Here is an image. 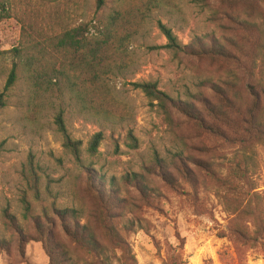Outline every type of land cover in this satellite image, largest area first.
I'll list each match as a JSON object with an SVG mask.
<instances>
[{"label": "rangeland", "instance_id": "374dc122", "mask_svg": "<svg viewBox=\"0 0 264 264\" xmlns=\"http://www.w3.org/2000/svg\"><path fill=\"white\" fill-rule=\"evenodd\" d=\"M127 1L145 17L106 111L89 113L69 95L33 107L21 71L6 95L0 264H50L53 253L63 264H166L174 253L187 264H264V145L244 131L253 105L255 116L264 111V0ZM117 3L0 0V52L24 43L23 32L93 30ZM159 22L179 49L166 46ZM9 69L0 56V92ZM145 81L190 114L172 105L167 119L130 85ZM58 112L81 142L80 164L62 146ZM88 233L102 253L81 243Z\"/></svg>", "mask_w": 264, "mask_h": 264}, {"label": "trees", "instance_id": "16d2710c", "mask_svg": "<svg viewBox=\"0 0 264 264\" xmlns=\"http://www.w3.org/2000/svg\"><path fill=\"white\" fill-rule=\"evenodd\" d=\"M105 1L94 0L96 8H103ZM5 11L3 8L4 13ZM0 15H7V13ZM144 17L143 13L131 7V2L118 0L117 5L105 18L97 20L92 27L93 30H90L88 24L85 23L51 37L43 36L41 40L30 36L28 32H23L24 43L0 52V56L5 57L10 64L3 89L0 92V109L5 107L6 95L17 84L19 71H21L25 73L29 99L33 107L42 109L45 103H49L53 98L69 95L77 100L85 111L95 114L103 113L106 111L105 106L109 105L107 104L108 99L111 98L110 82L116 72L124 68L125 52L137 36ZM158 28L166 37L168 48H180L171 29L160 22ZM130 85L140 90L149 104L156 107L167 119L170 115L168 107L172 105H176L185 115L190 114L186 104L174 100L169 94L159 90L155 82H133ZM262 89L264 99V88ZM253 107L257 109L259 104H254ZM253 109L250 110L244 131L249 139H256L264 145V111L255 116ZM55 123L62 135L63 148L72 155L75 163L80 164L81 142L70 138L61 112L55 116ZM102 138L101 132L93 135L87 148L89 154L97 153ZM244 157L248 159V156ZM75 212L76 210L68 209L64 211V214L73 217ZM82 227L87 228L84 225ZM105 231L107 235H118L114 229ZM65 233L71 235L66 228ZM109 239L111 240V237ZM81 243H84V247L90 252L102 253L104 251L92 233L83 236ZM182 245L180 244L179 248ZM63 254H67L66 248ZM59 257L58 254L53 253L50 264H63L67 261L66 255V259L62 261ZM102 260L105 263V259ZM130 264H136L134 258H131ZM166 264H187V261L184 260L182 254L174 253L168 258Z\"/></svg>", "mask_w": 264, "mask_h": 264}]
</instances>
